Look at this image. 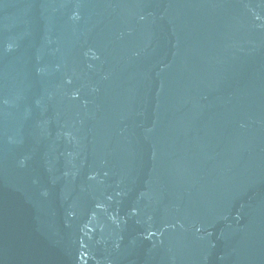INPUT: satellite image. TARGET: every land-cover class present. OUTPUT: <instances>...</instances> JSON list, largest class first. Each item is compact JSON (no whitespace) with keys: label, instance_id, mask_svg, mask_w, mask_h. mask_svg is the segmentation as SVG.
<instances>
[{"label":"water","instance_id":"obj_1","mask_svg":"<svg viewBox=\"0 0 264 264\" xmlns=\"http://www.w3.org/2000/svg\"><path fill=\"white\" fill-rule=\"evenodd\" d=\"M0 264H264V0H0Z\"/></svg>","mask_w":264,"mask_h":264}]
</instances>
